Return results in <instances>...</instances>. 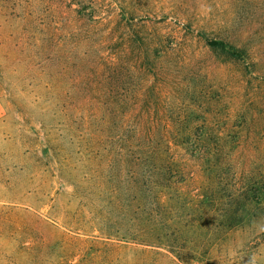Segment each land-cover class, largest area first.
Listing matches in <instances>:
<instances>
[{"label": "rangeland", "instance_id": "obj_1", "mask_svg": "<svg viewBox=\"0 0 264 264\" xmlns=\"http://www.w3.org/2000/svg\"><path fill=\"white\" fill-rule=\"evenodd\" d=\"M148 145L171 165L163 238L190 264H264V0H0V264L25 228H80L68 264L106 243L90 264H181L114 240L146 234Z\"/></svg>", "mask_w": 264, "mask_h": 264}, {"label": "trees", "instance_id": "obj_2", "mask_svg": "<svg viewBox=\"0 0 264 264\" xmlns=\"http://www.w3.org/2000/svg\"><path fill=\"white\" fill-rule=\"evenodd\" d=\"M204 41L206 45L213 49L219 50L229 57L234 59H243L247 56V52L234 47L224 40L219 39H210L204 37ZM137 152L141 150L140 146H137ZM162 150L158 145H148L147 150V159L134 157V173L135 177L134 183L138 186V188L143 191H146L150 197L149 203L147 204V208L145 206L141 207L140 205L134 210V215L141 217V214L145 213L144 217L147 220L146 227L144 229H138L137 234L142 235L144 232L146 233L142 238H128L125 234L115 235L117 238L103 237L106 240H116L122 241L123 238L130 239V241L137 245H142L145 247H153L160 249H167V251L174 257V259L181 264H190L199 259V254L194 253V249L190 250L186 254L182 252L183 248L180 244H178L176 239L172 241L168 240L166 237L163 238L162 230L166 228V222L164 218V198H162L161 189L165 187V184L171 181L172 174H170L171 165L169 159H163L161 156ZM160 153V156H159ZM145 168L146 171L144 174L140 173L138 169ZM138 168V169H137ZM166 181V182H165ZM169 184V183H168ZM170 185V184H169ZM151 195V196H150ZM7 210V211H6ZM176 209H174L173 214ZM6 212V213H5ZM18 210L14 208H4L3 213H5L9 217H13L16 215ZM176 217L174 220H171L172 225H176ZM48 226L55 228L50 222H46ZM238 224L230 223L228 227L235 228ZM239 226V225H238ZM177 230L176 228H172V232ZM80 228H75V235L73 237L68 236V233L64 231H60L58 236L54 238V240H45V238H37V236L30 230L25 228L24 232H21V236L15 240L16 244L13 246L8 244H4L6 249H10L7 258L2 260L1 264H68L70 260L75 257V254L64 256L63 249L66 246V242L69 240H75V242H82L83 240L79 239L78 234ZM83 231V230H82ZM119 230L117 231V233ZM78 235V236H77ZM172 235V233H170ZM118 238H120L118 240ZM132 239V240H131ZM168 241L170 244H168ZM111 243V242H108ZM113 244H107L103 248V250L99 251L92 246L87 247L84 250V253L81 257L75 262V264H90L89 254L91 252L97 254L101 259L106 260V254L108 251L112 252L111 246ZM2 247V245H0ZM56 254V255H54ZM75 255V256H74Z\"/></svg>", "mask_w": 264, "mask_h": 264}, {"label": "clouds", "instance_id": "obj_3", "mask_svg": "<svg viewBox=\"0 0 264 264\" xmlns=\"http://www.w3.org/2000/svg\"><path fill=\"white\" fill-rule=\"evenodd\" d=\"M250 264H254V260L250 262Z\"/></svg>", "mask_w": 264, "mask_h": 264}]
</instances>
